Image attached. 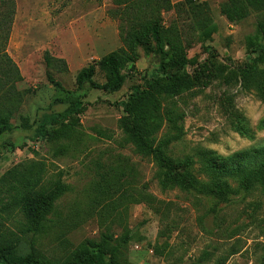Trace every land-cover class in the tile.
<instances>
[{
    "label": "rangeland",
    "instance_id": "1",
    "mask_svg": "<svg viewBox=\"0 0 264 264\" xmlns=\"http://www.w3.org/2000/svg\"><path fill=\"white\" fill-rule=\"evenodd\" d=\"M174 4L185 0H172ZM208 3L214 32L210 40L194 29L186 31L188 74L193 90L180 100L185 114L183 139L172 147L178 158L196 151H214L223 158L264 147V103L242 89L241 70L254 63L264 40L256 33V18L228 23L220 6ZM17 12L7 53L23 80L16 84L22 100L11 120L12 131L0 138V239L20 238L52 261H61L87 240L109 234L128 238L124 264H264V200L234 197L220 205L198 201L178 190L164 191L156 181L152 160L135 152L119 127L125 104L158 68L140 52L124 71L126 82L116 94L86 89L80 125L65 140L51 143L67 106L52 105L51 74L68 91H77L78 73L123 48L113 0H16ZM167 24L176 19L164 16ZM253 43V45L251 44ZM65 60L68 72L48 68L45 55ZM252 60V61H251ZM95 81L106 82L102 70ZM166 130L160 134L164 135ZM43 171V180L18 181ZM121 177L120 188L111 191ZM69 191L56 204L46 234H22L25 220L15 202L30 192L60 180ZM24 181V182H23ZM163 205L158 214L141 202L140 191ZM260 206V207H259Z\"/></svg>",
    "mask_w": 264,
    "mask_h": 264
},
{
    "label": "trees",
    "instance_id": "2",
    "mask_svg": "<svg viewBox=\"0 0 264 264\" xmlns=\"http://www.w3.org/2000/svg\"><path fill=\"white\" fill-rule=\"evenodd\" d=\"M113 17L119 22L123 48L105 56L103 60L82 69L76 77L77 91H68L51 74L49 83L55 88L54 106H67V111L55 118L60 129L50 134L51 143L69 139L80 125L84 112L81 93L87 88L106 94L119 93L126 82L123 74L129 65L135 64L140 52L151 60L160 73L136 91L125 104L124 117L119 122L127 142L135 152L153 161L157 168L156 181L164 191L178 190L194 200H215L228 205L234 197L241 201L251 198L257 205L264 200V147L234 154L228 158L214 151L199 149L195 156L181 158L172 155V147L183 139L185 114L180 100L193 90L194 82L188 74L189 60L186 31L194 29L201 38L210 40L214 32L211 9L208 3L185 0L174 4L172 0H113ZM228 23L241 24L256 18V33L264 40V0H226L220 6ZM17 12L16 0H0V138L12 131L11 120L21 105V94L16 84L23 78L15 62L7 53ZM173 12L176 19L167 24L165 14ZM184 30H186L184 32ZM253 45V43L251 42ZM259 57L241 70L242 89L254 93L264 103V46L256 50ZM252 61V60H251ZM48 68L68 72L65 60L45 55ZM105 74L106 82L95 81L97 70ZM164 135H161V132ZM43 171L29 173L16 181L43 180ZM24 182V181H23ZM121 177L110 185L111 191L120 188ZM69 191L60 180L50 187L31 189L15 202L26 227L22 234H46L51 216L56 214L57 201ZM144 187L139 198L158 214V202ZM260 207V206H259ZM128 238L121 241L109 234L99 240H87L61 261L45 258L36 248L20 238L0 239V264H124L122 249Z\"/></svg>",
    "mask_w": 264,
    "mask_h": 264
},
{
    "label": "clouds",
    "instance_id": "3",
    "mask_svg": "<svg viewBox=\"0 0 264 264\" xmlns=\"http://www.w3.org/2000/svg\"><path fill=\"white\" fill-rule=\"evenodd\" d=\"M260 135H261V136H264V132H261Z\"/></svg>",
    "mask_w": 264,
    "mask_h": 264
}]
</instances>
